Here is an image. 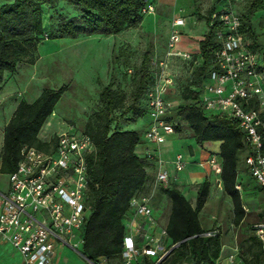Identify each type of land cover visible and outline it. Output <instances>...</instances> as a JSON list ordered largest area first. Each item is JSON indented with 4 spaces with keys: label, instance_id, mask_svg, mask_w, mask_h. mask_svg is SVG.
Wrapping results in <instances>:
<instances>
[{
    "label": "trees",
    "instance_id": "1",
    "mask_svg": "<svg viewBox=\"0 0 264 264\" xmlns=\"http://www.w3.org/2000/svg\"><path fill=\"white\" fill-rule=\"evenodd\" d=\"M64 0H8L0 7V81L6 74L16 73L23 62L35 65L37 45L46 34V9H55ZM76 15L60 14L54 27L58 36L50 39H77L79 36H116L128 29H134L142 22L143 9L156 0H66ZM237 12L243 21L242 32L251 41V48L260 49V36L252 18L264 12V0H248L238 3ZM224 8V0H215L207 17L208 26L204 40L199 44V54L190 64H197L194 81L186 84L183 100L176 109L175 118L186 123L192 130L199 146L205 143H221L223 191L231 198L233 225L238 228L247 214L240 192L237 190L241 157L244 152V137L238 123L226 116L208 117L200 107V83L212 71L213 53L218 47L216 28L211 26L213 14ZM200 19L202 17L199 16ZM152 50L145 52L141 68L133 77L134 89L131 101L125 93L115 90L114 76L110 84L99 95L96 112L83 129L94 142V151L88 155L87 164L91 180L89 197L92 214L83 230L84 245L81 254L91 263L101 258H122L130 202L133 197L147 190V158L136 153L142 138L132 130H123L112 125L114 114L124 111L122 117L132 115V121L149 113L148 91L154 83L149 69ZM67 91L62 88L45 89L30 103L23 100L6 126L3 139L2 165L0 171L12 175L22 160L24 147L49 152L51 144L42 141L39 134L45 123ZM56 139H54V143ZM210 183L198 186L195 207L182 194L178 186L170 184L160 193L170 201V215L166 234L168 248L172 251L162 264H218L222 253L219 234L207 235L200 213L210 196ZM255 232V227H251ZM249 257L244 264H264V248L257 236L252 238ZM141 264V263H138ZM144 264H155L144 262Z\"/></svg>",
    "mask_w": 264,
    "mask_h": 264
},
{
    "label": "built area",
    "instance_id": "2",
    "mask_svg": "<svg viewBox=\"0 0 264 264\" xmlns=\"http://www.w3.org/2000/svg\"><path fill=\"white\" fill-rule=\"evenodd\" d=\"M247 1L224 0V8L212 16L211 26L219 24L215 32L218 47L213 53L212 71L199 85L200 107L208 117L226 116L238 123L244 137L243 163L249 177L264 189V53L251 48L235 7ZM154 12L153 4L143 9L144 16ZM184 25L182 18L174 21L167 55L154 61V83L147 93L152 125L145 133L150 143H159L179 126L176 109L166 92L175 82L168 76L170 60L181 58L190 63L194 59L190 53L177 49L181 41L179 28ZM48 143L49 152L26 145L21 152L22 160L9 177L10 190L0 191V242L18 250L25 264H57L59 250L67 247L81 254L83 230L92 214L87 157L95 149L93 140L83 130L69 126ZM147 159L154 160L156 155L149 154ZM210 165L221 172V164L215 158ZM175 166L179 172L185 168L181 159L176 160ZM154 181L152 187L130 202L124 222L125 264H138L143 256L162 264L172 252L166 228L157 231L160 225L153 209L157 194L171 180L159 169ZM254 227L264 248V222Z\"/></svg>",
    "mask_w": 264,
    "mask_h": 264
},
{
    "label": "rangeland",
    "instance_id": "3",
    "mask_svg": "<svg viewBox=\"0 0 264 264\" xmlns=\"http://www.w3.org/2000/svg\"><path fill=\"white\" fill-rule=\"evenodd\" d=\"M214 2L215 0H156L155 12L145 16L134 29H128L116 36H79L77 39H50L51 35L58 36L54 26L60 14L76 15L66 0L55 9H46V34L37 45L36 55L39 57L36 64L23 62L16 73H8L0 81V141L4 139L6 126L14 115V108L23 100L34 102L48 88L67 86V91L40 132V139L45 142L63 129V123L77 126L81 131L85 129V125L96 112L99 95L110 84L112 75L115 78L113 88L125 93L127 100L131 101L134 89L132 80L141 68L145 52L152 50V61L161 60L165 56L174 21L182 18L187 25H199L207 17ZM252 21L260 36V49L264 53V12L256 13ZM197 68V64L178 67L180 76L177 95L170 98L175 109L188 103L183 100V91L186 84L194 81ZM186 73L188 78L184 79ZM123 112H116L112 122V125L120 129L124 128L126 122L132 121V115L122 117ZM243 159L244 155L241 157L242 162ZM6 184L7 176L0 173V188L5 189ZM249 184L252 188V181ZM247 188L248 186L246 192L249 195L245 199L250 204L252 201L256 204L242 226L236 228L233 225V212L225 205L223 217L202 220L207 235L219 234L221 237L222 253L218 264H244L243 259L250 256L248 248L253 243L252 238L256 236L251 227L261 222L259 213L264 206L261 191L255 189L253 193L252 189ZM169 212L166 209L165 217L169 216ZM207 213L209 211L202 217ZM57 260V264H124L119 257L101 258L97 263H91L68 247L59 250ZM0 264H25V260L9 243L0 242Z\"/></svg>",
    "mask_w": 264,
    "mask_h": 264
},
{
    "label": "crops",
    "instance_id": "4",
    "mask_svg": "<svg viewBox=\"0 0 264 264\" xmlns=\"http://www.w3.org/2000/svg\"><path fill=\"white\" fill-rule=\"evenodd\" d=\"M8 0H0V7L4 4H7ZM204 26V28H203ZM208 26L205 21H201L199 25L187 23L184 26L180 27L181 33V41L177 47L178 51H183L190 53L193 57L199 54V44L205 38V34L207 33ZM182 31L184 32L182 34ZM92 37V36H88ZM169 37V36H168ZM169 40V39H168ZM168 43V41H167ZM167 46V45H166ZM165 56L162 59H165L167 55V47L165 50ZM154 59L151 62L149 75L150 79L154 77ZM191 63V62H190ZM188 62L183 61L181 58H172L170 60V69H168V76L170 75L173 80H175L172 86H168L167 88V99L171 101V96L177 95L179 83L178 78L180 76L178 67H190L191 64ZM188 70V69H187ZM188 75L184 76V79H187ZM173 103V102H172ZM19 105V104H18ZM17 105V106H18ZM17 106L14 108L13 113L15 112ZM172 117V113L170 114ZM12 118V116H11ZM10 118V119H11ZM177 121V120H176ZM10 122V120H9ZM8 122V123H9ZM152 120L149 116V113L143 116H139L135 121L126 122L123 130H132L136 131L141 134L142 141L140 145H138L136 149V153L141 156L142 158H147L149 154L156 155V159L149 160L147 162V172H148V182H147V189L154 185V179L156 173L159 169L165 171L170 180L171 184H174L179 187L182 194H185L187 199L191 202L192 206L195 207L197 197H198V186L209 182L210 183V196L208 201L200 213V221L202 220H213L217 218H221L224 215V205L229 210L233 212L231 198L226 195L223 191V183L221 178V172H216L213 168V165H210V161L212 158H215L219 164H221V171H222V159H221V143L220 142H211L205 143L203 146H199L196 143L195 138L193 137L192 130L188 127V125L184 122L180 123L177 121L179 126L176 127V131L173 134H169L165 137L164 140L160 141L159 143H150L147 138H145V133L150 129ZM69 126H74L71 124L66 125L63 123V129L56 132L59 133L68 129ZM79 129V127L74 126ZM39 134V138L40 135ZM3 141H0V168L2 165V152H3ZM162 161V164L158 163V160ZM181 159L185 165V168L182 172L177 171L175 162L176 160ZM1 174L7 176V186L5 189L0 188L1 192H8L10 190L9 185V177L10 175L3 173L0 171ZM249 181H252L253 187L251 188L249 185ZM238 182L240 189L238 190L242 196L243 206L245 207L246 214H250L254 210V205L256 204L255 201H250L245 199L246 195H249L246 192L247 189H252L253 193H255V189L261 191L262 194V203L264 206V189L257 185L254 180L249 177L247 168L243 162H240V169L238 174ZM170 201L168 198L161 193L157 194L156 199L154 200L153 209H154V216L157 218V221L160 227L157 231H160L161 228L167 227L168 217H165L166 209H170ZM205 217L203 218L202 215L208 212ZM170 215V212H169ZM259 218L261 222H264V207L262 211L259 213ZM203 224V222H202ZM6 243V242H1ZM122 259V258H121ZM153 259H149L145 256L140 258V263L144 264V262H152ZM124 262V261H123ZM125 264V262H124Z\"/></svg>",
    "mask_w": 264,
    "mask_h": 264
},
{
    "label": "water",
    "instance_id": "5",
    "mask_svg": "<svg viewBox=\"0 0 264 264\" xmlns=\"http://www.w3.org/2000/svg\"><path fill=\"white\" fill-rule=\"evenodd\" d=\"M85 258V257H84ZM85 259H87L88 261H90L87 257L85 258ZM91 262V261H90Z\"/></svg>",
    "mask_w": 264,
    "mask_h": 264
}]
</instances>
